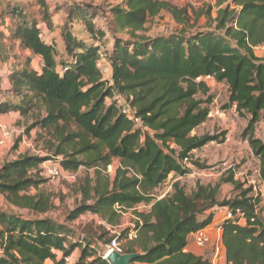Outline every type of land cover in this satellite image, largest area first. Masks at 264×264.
Here are the masks:
<instances>
[{"label":"trees","instance_id":"obj_1","mask_svg":"<svg viewBox=\"0 0 264 264\" xmlns=\"http://www.w3.org/2000/svg\"><path fill=\"white\" fill-rule=\"evenodd\" d=\"M120 1L122 5L111 10L115 48L110 56L101 51L106 32L96 31L93 20L98 14L90 13L93 8L88 5L75 4L72 18L83 19L96 42L89 44L65 29L64 58L53 42L44 41L41 28L24 7L5 6L10 9V34H0V44L9 36L22 50L41 58L43 67L9 74L10 93L18 102L1 99L0 114L27 116L36 107L44 109L46 115L28 133L44 131L52 156L26 155L6 163L0 170V194L19 210L44 215L52 209L50 200L29 193L43 182L44 162L59 160L62 170L69 172L95 168V184L88 181L83 187L84 202L70 213L68 222L91 213L117 227L124 214L135 212L134 228L115 239H128L122 254H139L133 264H213L212 257L187 248L191 234L213 225V213L203 216L214 207L228 208L234 215L240 210L248 218L246 224L225 219L219 225L226 264H264L260 197L251 196L253 189L244 190L234 175L222 177L214 187L198 185L191 194L177 181L171 194L154 195L170 177L191 174L189 164L203 167L194 162L195 151L224 142L225 134H193L210 115L212 98L205 79L226 84L225 109L235 108L240 118H249L243 136L261 161L264 180V141L256 137L257 125L264 122V59L254 50L264 44V0H213L207 14L214 29L192 34L187 31L192 18L186 9L162 0ZM164 12L185 28L167 37L142 35L148 21ZM195 14L198 21L204 13ZM118 33L131 39H120ZM0 57L4 61L2 50ZM101 57L111 68L109 81L99 69ZM121 99L134 109L140 126L122 112ZM115 160L120 168L112 184L105 174ZM221 184H231L241 193L219 202ZM141 204L150 205V211L136 213ZM132 232L136 235L129 239ZM69 233L68 225L49 218L0 211V264H67L76 249L80 254L73 264H111L87 241L69 243Z\"/></svg>","mask_w":264,"mask_h":264},{"label":"rangeland","instance_id":"obj_2","mask_svg":"<svg viewBox=\"0 0 264 264\" xmlns=\"http://www.w3.org/2000/svg\"><path fill=\"white\" fill-rule=\"evenodd\" d=\"M171 4L186 9L191 16V21L187 26L188 33L205 32L214 29L215 25L208 17V8L215 4L213 0H162ZM11 4L12 7L20 5L28 15L37 22L43 33L44 41L54 43L57 51L62 58L66 57L62 34L65 29L76 35L79 39L92 44L91 34L88 32L86 23L83 19L76 17L72 18V8L75 4L88 5L93 8L90 13H97L98 16L93 20L97 30L106 32L105 38L101 41L102 53L110 56L115 48V35L112 32L111 10L122 5L120 0H0V34L9 35L10 26L9 15L10 9L5 6ZM203 11L201 18L196 21L195 12ZM216 16L215 10L212 12V17ZM7 24V25H6ZM185 27L176 23L174 19L166 12L154 19H150L145 26V31L142 33L147 38H155L159 36H169L174 33H180ZM116 37L129 41L131 36L126 33H118ZM0 49L3 53L4 61L0 57V72L2 76L9 80V73L22 70L24 67H34L38 69L42 63L41 58L35 57L32 53L22 50L18 41L13 40L9 36L0 44ZM0 50V51H1ZM65 61V60H64ZM106 62H104L105 64ZM107 66V63H106ZM109 81L110 78H105ZM210 88L209 95L212 102L209 104L210 115L205 124L194 131V135L203 136L225 134L224 142L210 143L203 149L194 152V162L200 166L195 167L189 164L191 174L183 178L170 177L159 189L154 192L157 198H163L173 192V184L180 181L188 194L197 190V186L214 187L219 183L222 177L234 175L238 183L243 185V189L252 188L251 196L260 197V208H264V180L261 175V161L255 157L248 139L243 136V133L248 125V119L240 118L235 108L225 109L229 101L228 86L224 83H217L213 79H205ZM1 86V83H0ZM8 86V85H7ZM0 90V99L6 100L9 103H17L9 93V90ZM9 93V94H8ZM204 100L207 97H202ZM111 102L110 99L107 100ZM124 104L125 100L120 101ZM46 115L45 110L39 107L34 108L27 116H22L20 113H5L0 114V141L4 132L9 131L11 137L9 140L0 144V170L6 163L18 160L26 155L38 157H51L48 147L50 137L39 128L28 133V129L39 119ZM256 137L264 141V122L259 123L256 128ZM53 164H59V160H49ZM48 162V161H46ZM40 169L44 174L45 163ZM120 168V161L115 160L110 166L105 175H107L113 184L116 178L117 170ZM42 184L39 189H32L31 195H44L50 200L52 209L44 215H35L27 210H19L11 206L3 195L0 194V211L14 212L24 215L28 218H49L58 224H66L71 230L69 233L68 242L74 243L83 239L101 255H106L108 245H110L117 237L130 229L132 230L138 218L135 212L130 211L123 215L121 224L117 227L110 226L103 222L99 216L87 213L82 215L74 222H68V217L72 211L79 207L84 202L83 187L87 182L96 181V169L82 166L77 172H69L63 170L59 179L52 181L45 175L42 176ZM241 193L231 184H221L220 191L216 197L217 201L224 202L236 198ZM88 203H92L89 200ZM150 205H138L136 213H147L150 211ZM214 214V223L209 228L212 235V243L204 249H198L194 246V239H191V250L197 255L212 257L216 252V248L220 249V263L225 264L222 243L218 232L219 225L225 220L227 210L225 208L214 207L203 217L209 214ZM135 232L130 234L129 239L135 237ZM123 237V236H122ZM117 241V240H116ZM128 239L122 238L118 242V246L123 249L127 244ZM62 257L61 253H57ZM80 250L74 251L75 256H79ZM222 261V263H221ZM47 264H53L48 261Z\"/></svg>","mask_w":264,"mask_h":264},{"label":"built area","instance_id":"obj_3","mask_svg":"<svg viewBox=\"0 0 264 264\" xmlns=\"http://www.w3.org/2000/svg\"><path fill=\"white\" fill-rule=\"evenodd\" d=\"M255 54L264 59V44L261 46L256 47L255 49ZM102 59L99 62V69L102 72V75L105 78H110L111 77V68L110 66L106 63L104 64V59L103 57H101ZM43 67V64L41 63L38 67V69H41ZM1 101V99H0ZM119 105L122 109V112L125 114V116L127 117V119H129L130 121L134 122L136 125H141V121L139 119L136 118L135 116V111L134 109L127 103L125 102L124 104L120 103L119 101ZM11 137V133L9 131L4 132L3 137L0 141V144H3L5 141L9 140ZM45 171H44V175L52 180L55 181L57 179L60 178V176L63 173L62 168L59 166V164H53L52 162L48 161L45 163ZM227 209V215L225 219H237L238 222L240 224H246L248 221L247 216L240 210H237L235 215L233 214L232 211H230L228 208ZM256 213H259V209L256 211ZM263 213H264V208H263ZM254 221V218L251 219V222ZM193 239H194V244L195 247H197L198 249H204L205 247H207L209 244L212 243V235L210 233L209 227L206 229H202V230H198L197 232H195L193 234ZM118 242L115 240L113 241L110 245H108V252L105 255V258L108 256L109 253L113 252V251H117L119 253H122V249L118 246L117 244ZM3 255V251L0 250V259ZM220 249L216 248V252L212 255V263L213 264H219L220 263ZM67 264H73L74 259L73 256L71 258H68L67 260Z\"/></svg>","mask_w":264,"mask_h":264},{"label":"water","instance_id":"obj_4","mask_svg":"<svg viewBox=\"0 0 264 264\" xmlns=\"http://www.w3.org/2000/svg\"><path fill=\"white\" fill-rule=\"evenodd\" d=\"M139 257V254H122L117 251H113L108 254L106 259L111 264H133V262Z\"/></svg>","mask_w":264,"mask_h":264},{"label":"crops","instance_id":"obj_5","mask_svg":"<svg viewBox=\"0 0 264 264\" xmlns=\"http://www.w3.org/2000/svg\"><path fill=\"white\" fill-rule=\"evenodd\" d=\"M10 74V73H9ZM0 78H1V86H0V90H1V87H4V85H5V87L6 88H2L3 90H9V93H10V91H11V89H12V86H11V83L9 82V80L6 78H4L3 76H2V74H1V72H0ZM8 85V86H7ZM8 93V94H9ZM11 94V93H10ZM227 210V209H226ZM213 226V225H212ZM212 226H210L209 228H211ZM218 232H219V236H220V239H221V243H222V231H221V229H218ZM191 239H193V234H191L190 236H189V240H188V242H189V244H188V251H190V252H192V253H194V254H196L197 255V253H195V252H193L190 248H191V246H192V244H191ZM194 244V243H193ZM194 246H195V244H194ZM222 250H223V258H224V261L223 262H225V264H226V261H225V248H224V246H223V243H222ZM58 258H60V256L58 255ZM75 258H77V256H75V255H73V259L75 260ZM221 263H222V261H221Z\"/></svg>","mask_w":264,"mask_h":264}]
</instances>
